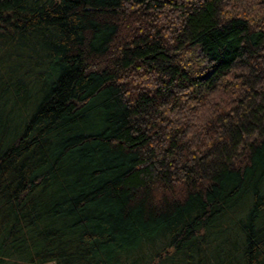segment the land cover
I'll list each match as a JSON object with an SVG mask.
<instances>
[{
	"label": "trees",
	"instance_id": "1",
	"mask_svg": "<svg viewBox=\"0 0 264 264\" xmlns=\"http://www.w3.org/2000/svg\"><path fill=\"white\" fill-rule=\"evenodd\" d=\"M0 264H264V0H0Z\"/></svg>",
	"mask_w": 264,
	"mask_h": 264
},
{
	"label": "rangeland",
	"instance_id": "2",
	"mask_svg": "<svg viewBox=\"0 0 264 264\" xmlns=\"http://www.w3.org/2000/svg\"><path fill=\"white\" fill-rule=\"evenodd\" d=\"M200 53H201V52H200ZM200 53H199V54H200Z\"/></svg>",
	"mask_w": 264,
	"mask_h": 264
}]
</instances>
